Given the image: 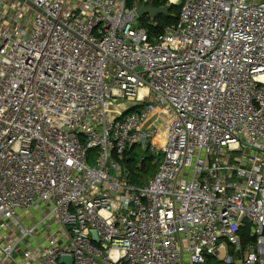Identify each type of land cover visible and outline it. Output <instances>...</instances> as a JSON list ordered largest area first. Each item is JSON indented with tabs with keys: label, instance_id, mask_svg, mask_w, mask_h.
I'll use <instances>...</instances> for the list:
<instances>
[{
	"label": "built area",
	"instance_id": "built-area-1",
	"mask_svg": "<svg viewBox=\"0 0 264 264\" xmlns=\"http://www.w3.org/2000/svg\"><path fill=\"white\" fill-rule=\"evenodd\" d=\"M128 1L0 0V264H264V0Z\"/></svg>",
	"mask_w": 264,
	"mask_h": 264
},
{
	"label": "trees",
	"instance_id": "trees-1",
	"mask_svg": "<svg viewBox=\"0 0 264 264\" xmlns=\"http://www.w3.org/2000/svg\"><path fill=\"white\" fill-rule=\"evenodd\" d=\"M132 0L128 1V4L131 5ZM152 3L156 7H162L167 4V0H152ZM169 14H157L156 17L149 21L145 19L146 17H141V24L148 30L149 34L152 36L163 35L165 30L168 27H171L175 24L178 17L179 8L177 6L170 7ZM133 149L126 152L125 164L129 167L132 175V181L137 184H142L148 177L153 175L157 168L158 158L154 155H151L148 151L146 156L141 158L139 162L135 161L134 157H131L130 153ZM242 242L243 248L250 243L253 238L250 237L248 229L243 227L242 232ZM208 264H227L222 261L217 260L212 255L207 256Z\"/></svg>",
	"mask_w": 264,
	"mask_h": 264
},
{
	"label": "water",
	"instance_id": "water-1",
	"mask_svg": "<svg viewBox=\"0 0 264 264\" xmlns=\"http://www.w3.org/2000/svg\"><path fill=\"white\" fill-rule=\"evenodd\" d=\"M150 7H154L155 9H159V10H160V8L162 9V7L154 6L152 2H150L147 5H143L141 2H137L135 10L137 12V15L139 17H142V16H144V15H146V14H148L150 12L149 11ZM170 7H171L170 5L166 4L165 6H163V10L160 11L159 14H169L170 13L169 12L170 11ZM152 17L155 18L156 16L153 15ZM145 143H146V138H142L141 139V145L144 146ZM243 223L247 224L248 223L247 219H244ZM92 235H93V238H94L95 241L99 240V238L97 237L96 231H92ZM60 262L61 263H65V264H73V259H72L71 256L64 255V256H62Z\"/></svg>",
	"mask_w": 264,
	"mask_h": 264
},
{
	"label": "rangeland",
	"instance_id": "rangeland-1",
	"mask_svg": "<svg viewBox=\"0 0 264 264\" xmlns=\"http://www.w3.org/2000/svg\"><path fill=\"white\" fill-rule=\"evenodd\" d=\"M163 10V6L162 9H155L154 7H150L149 8V13L142 16V17H146L145 19H148L149 21L153 20L154 18L152 17L153 15L156 16L157 14H159L160 11ZM141 18V17H140ZM155 100V99H154ZM112 110L114 111V108H112ZM155 143L161 144L162 143V139L161 136L159 135L155 140ZM131 157L135 158V161L139 162V159L141 157H145L147 154L146 152L140 147V146H135L134 149L131 151L130 153ZM156 172V171H155ZM141 185V184H138Z\"/></svg>",
	"mask_w": 264,
	"mask_h": 264
},
{
	"label": "bare ground",
	"instance_id": "bare-ground-1",
	"mask_svg": "<svg viewBox=\"0 0 264 264\" xmlns=\"http://www.w3.org/2000/svg\"><path fill=\"white\" fill-rule=\"evenodd\" d=\"M115 115V109L114 111L112 110V107L109 108V116L113 117ZM146 124V123H145ZM161 136V139H162V133L160 132L156 137L155 139L158 137V136ZM154 139V140H155ZM163 140V139H162ZM215 253L217 254V256H219L220 258H226V249H225V245H222L218 248L215 249Z\"/></svg>",
	"mask_w": 264,
	"mask_h": 264
},
{
	"label": "crops",
	"instance_id": "crops-1",
	"mask_svg": "<svg viewBox=\"0 0 264 264\" xmlns=\"http://www.w3.org/2000/svg\"><path fill=\"white\" fill-rule=\"evenodd\" d=\"M7 264H14V263H7Z\"/></svg>",
	"mask_w": 264,
	"mask_h": 264
}]
</instances>
